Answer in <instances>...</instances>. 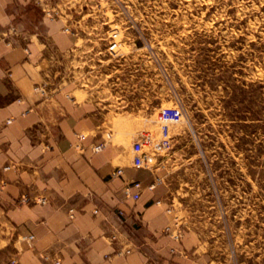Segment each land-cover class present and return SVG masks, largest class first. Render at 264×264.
Instances as JSON below:
<instances>
[{
  "label": "rangeland",
  "instance_id": "obj_1",
  "mask_svg": "<svg viewBox=\"0 0 264 264\" xmlns=\"http://www.w3.org/2000/svg\"><path fill=\"white\" fill-rule=\"evenodd\" d=\"M30 2L32 21L53 9L69 26L56 83L161 179L177 244L188 234L202 264H264V0Z\"/></svg>",
  "mask_w": 264,
  "mask_h": 264
},
{
  "label": "crops",
  "instance_id": "obj_2",
  "mask_svg": "<svg viewBox=\"0 0 264 264\" xmlns=\"http://www.w3.org/2000/svg\"><path fill=\"white\" fill-rule=\"evenodd\" d=\"M35 9L0 0V31L17 21L26 31L14 46L0 33V264H202L188 234L177 244L163 233L171 215L157 186L137 201L121 193L128 182H150L146 168L111 141L91 150L104 141L98 104L70 99L56 83L75 38L61 17L32 21Z\"/></svg>",
  "mask_w": 264,
  "mask_h": 264
},
{
  "label": "built area",
  "instance_id": "obj_3",
  "mask_svg": "<svg viewBox=\"0 0 264 264\" xmlns=\"http://www.w3.org/2000/svg\"><path fill=\"white\" fill-rule=\"evenodd\" d=\"M58 10H53V9H49V10H44V15L46 17H48L49 19H55V17H57L58 14ZM22 27H20L18 24L16 23H11L7 30H4L1 32V39L6 43V45L8 46H14L17 44H20L22 40H24V32L21 29ZM65 32L70 33V28L69 26L65 27ZM118 44L117 42H111L108 45V51L111 52H116L118 49ZM9 122V120H8ZM78 137H82L80 134L78 135ZM106 142V141H105ZM105 142L102 141L101 143L98 144H94L91 147V150L93 152H99L101 151L104 147H105ZM16 166L11 164V165H6L4 166V170H9V169H15ZM122 173V169L118 168L116 171L112 172L111 176H116V175H121ZM161 181V179L159 177H155L153 181H151L147 186H143L140 182H128L126 183L123 188L121 189V193L127 197V198H131L134 201H137L140 198L141 192L145 189L148 190H153L157 184ZM21 201H27V197L21 199ZM44 200H42L43 202ZM74 216V213L72 212V210H70V214L69 217L72 219ZM164 234L167 235L170 240L173 243H177L180 241L182 235H181V230L179 228V226H177V224H174V226H166L164 228ZM28 240H32L33 236H27L26 237ZM180 249L176 248L174 246H172L170 248V252L172 254H175L177 252H179ZM127 253H129V250L126 251ZM52 264H60V260L59 259H55L53 260ZM147 264H157V261H149Z\"/></svg>",
  "mask_w": 264,
  "mask_h": 264
}]
</instances>
